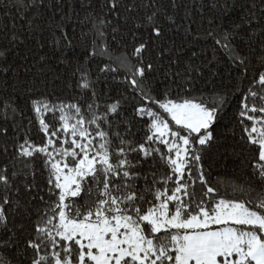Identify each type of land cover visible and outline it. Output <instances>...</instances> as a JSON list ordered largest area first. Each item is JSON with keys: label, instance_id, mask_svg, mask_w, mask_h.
<instances>
[{"label": "snow or ice", "instance_id": "1", "mask_svg": "<svg viewBox=\"0 0 264 264\" xmlns=\"http://www.w3.org/2000/svg\"><path fill=\"white\" fill-rule=\"evenodd\" d=\"M103 5L107 14L119 17L123 12L125 20L138 7L136 0H103ZM13 6L19 14L34 4L32 0L28 4L14 0ZM139 6L152 9L142 18L137 16L140 22L136 24L150 30V35L142 39L133 32L131 52L119 55L105 41L103 29L111 25L107 14L89 13L100 41L97 45L93 40L90 55L104 57L109 63L99 68L96 80L87 68L74 73L79 76L76 86L91 95L85 108L79 102H53L47 97L31 100L38 131L46 139L37 144L25 133L22 141L16 139L12 161L23 162L28 169L25 181L32 177V183H23L27 192L36 187L32 161L42 157L49 199L40 196L45 210L35 209L37 218L23 241L16 239L15 233L6 239L0 237V264H264V38L261 54L256 57L260 68L247 89H236L241 95L237 113L241 140L255 147L249 157L252 178L230 185L232 194L220 192L208 182L201 151L214 139L212 129L229 105V94L181 100L167 93L153 95L148 82L153 65L145 62L144 53L150 40L162 36L157 19L161 13L156 0H141ZM261 12L264 14V9ZM254 17L255 12L249 9V15L241 16L239 23L233 22L229 29L218 25L204 37L219 45L244 73L251 61L236 50L233 41ZM20 19L25 16L20 15ZM32 23L29 19V26ZM57 27L67 40L62 25ZM260 32L264 36V28ZM254 34L255 30L248 32V39ZM12 38L16 39L15 34ZM3 56L4 51H0ZM121 70L124 82L136 93L135 116L150 118L139 140L131 133V121L125 122L122 132L112 119L121 115L127 98L105 94L101 101L96 90L100 74ZM153 104L169 119H163L150 106ZM5 108L18 114L10 101L0 105V112ZM46 113H59L54 117L59 127L46 122ZM10 119L7 113L0 115V120ZM7 133L0 125V136ZM18 175L8 165L0 166V231L7 229L10 212L23 208L31 215L27 206L10 195L20 191L16 187ZM7 253H12L11 259Z\"/></svg>", "mask_w": 264, "mask_h": 264}, {"label": "trees", "instance_id": "2", "mask_svg": "<svg viewBox=\"0 0 264 264\" xmlns=\"http://www.w3.org/2000/svg\"><path fill=\"white\" fill-rule=\"evenodd\" d=\"M13 2L4 0L0 4V51H4V56L0 57V105L10 101L18 114H12L7 108L0 112V115L7 113L12 117L7 121L0 120V125L8 129L6 136H0V166L8 165L20 173L16 177V187L20 191L18 194L13 191L10 195L27 206L31 215L23 208L10 212L7 229L0 231V237L6 239L15 233L16 239L23 241L31 231V222L37 218L35 209L45 210L40 196L49 199L47 173L42 157L38 155L32 161L36 187L26 192L23 183H32L33 180L29 176L25 181L24 172L28 169L23 162L12 161L14 144L16 139L22 141L25 133L37 144L45 142L43 133L38 131L31 100L47 97L53 102H79L82 109L91 101L90 93H84L76 86L79 76L74 73L77 69L87 68L91 79L96 80L99 68L109 63L104 57L90 55L93 40L97 45L100 41L96 38L89 13L100 16L107 14V9L103 0H43L42 3L32 0L34 6L18 14ZM21 2L28 4L29 0ZM136 3V13L130 14L127 20L123 12L119 17L106 15L111 25L103 29L105 41L116 55L131 52L133 32L142 39L150 35V30L137 28L136 24L140 22L137 16L142 18L152 9L140 7L141 0H136ZM156 7L161 13L157 19L162 27V36L153 38L154 42L150 40L148 51L144 53L145 62L153 65V70L148 73L153 95L163 97L167 93L172 99L181 100L201 95L212 98L214 93L229 94V105L219 114L212 129L214 139L201 151V163L209 184L220 192L232 194L230 185L247 183L252 178V160L249 157L254 155L255 147L241 140L243 131L237 118L241 95L236 89H247L249 80L260 68L256 57L261 54L260 43L264 38L260 32L264 28V14L261 12L264 4L261 0H156ZM249 9L255 12V17L233 41L236 50L251 61L244 73L219 45L204 37L210 30H216L218 25L229 29L233 22L239 23L241 16L249 15ZM20 15H24L25 19L21 20ZM168 16L173 18L172 21L167 20ZM29 19L33 21L31 26ZM51 20L55 23H49ZM58 24L62 25L67 40L62 38ZM112 28L118 31L113 32ZM253 30L255 34L249 40L247 33ZM14 34L16 39L12 38ZM252 48L256 52L253 53ZM114 76L117 79H113ZM96 90L101 101L105 100V94L114 99L127 98L121 107V115L112 119L119 124L122 132L125 131V122L131 121V133L137 140L141 139L150 118L135 116L133 98L136 93L124 82L123 70L118 74H100ZM150 106L163 119H169L156 105ZM85 115L89 113L85 112ZM58 116L59 113H46L45 120L59 127L58 119H54ZM245 123L250 124L248 121ZM159 147L164 150L163 145ZM5 148L6 152L3 151ZM144 167L147 169L148 166ZM7 255L12 258V253ZM13 264H18V261Z\"/></svg>", "mask_w": 264, "mask_h": 264}, {"label": "rangeland", "instance_id": "3", "mask_svg": "<svg viewBox=\"0 0 264 264\" xmlns=\"http://www.w3.org/2000/svg\"><path fill=\"white\" fill-rule=\"evenodd\" d=\"M213 227H215V226H213Z\"/></svg>", "mask_w": 264, "mask_h": 264}]
</instances>
